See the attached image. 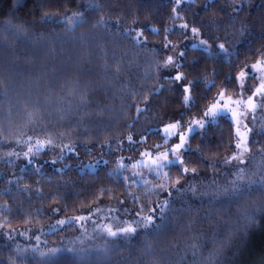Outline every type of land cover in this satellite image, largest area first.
<instances>
[{
    "label": "trees",
    "instance_id": "trees-1",
    "mask_svg": "<svg viewBox=\"0 0 264 264\" xmlns=\"http://www.w3.org/2000/svg\"><path fill=\"white\" fill-rule=\"evenodd\" d=\"M57 2L60 6H56ZM97 3L101 5L98 9L89 6ZM205 4L208 6L205 7ZM239 4H243L242 10L234 11ZM171 9L172 4L168 0H48L42 6L38 0H0V169L3 173L0 175V206L7 205V209L0 207L1 226L16 230L41 226L57 217L74 216L104 203L118 202L113 197H123L128 200L126 205L135 207L124 192L114 190L106 174L110 168L116 167L118 156L139 158L136 149L122 152L116 150L119 148L116 137L123 138L131 132L135 139H139L135 135L137 131L144 135L145 126H156V120L151 117L153 113L160 112L159 107H153L149 113H142L134 127L130 128L128 125L136 116V106H144V95H150L154 102H162L168 95L167 88L159 95H152L151 89L157 85L171 84L160 78L161 73L156 72L155 68L169 52L164 50L165 35L172 44H182L192 37L190 31L179 29L181 23L187 21L190 28L194 26V20L219 25L211 29L201 28V38L208 39L211 43L212 37L218 36L217 43L223 42L226 47L241 39L237 30L242 24L249 25L256 38L253 39L247 33L243 38L251 40L252 50H247L248 45H241V55L235 66L224 63L222 57L219 60H202L200 57L203 53L199 48L181 45L187 49V59L196 57L200 60L197 72L207 73L211 78L213 68L220 70L216 86L208 93V101H202V104L209 102L219 87H228L230 95L238 93L239 89L234 84L228 86L221 82L225 73L231 72L234 75L245 63H254L264 52V39L259 36L264 29V0L185 1V5L177 9L182 19H173ZM65 11L83 12L85 23L78 25L74 34L79 37L84 33L83 42L79 39L75 42L56 40L55 33L63 34V24H32L33 20L39 21L43 12L59 15ZM100 17L108 22L107 28L95 24ZM230 17H235V20ZM9 20L12 24L26 21L24 26L34 35L27 40L21 39L7 29L6 21ZM117 22L119 29L116 27ZM169 26L173 30L166 34L164 29ZM195 26L199 27V24ZM127 28L133 29L130 35L123 34ZM152 28L157 31L153 32ZM135 29H143L142 38L147 39L146 44L137 45L131 38L135 36ZM41 31L45 33V39L38 41L36 37ZM209 31L211 36L207 35ZM53 48L55 51L51 50ZM118 65L119 72L116 71ZM195 74L196 72L190 71L189 78ZM70 80H79L81 85H88L89 103L83 108L76 107L78 97L73 99L65 95L70 87ZM5 89L7 97L2 94ZM37 98L41 103L45 99L52 103L42 108L44 115L41 120L28 123L25 103ZM69 100L72 111L64 119H60L56 108H67ZM9 102L12 104L10 118L5 115ZM190 115L199 116L201 113L194 108ZM209 131L211 134L213 129ZM214 132L209 147L202 146L201 151L206 160L215 158L221 161L224 156L235 151V136L228 117L224 116L219 120V126ZM48 134L55 137L56 145L76 143L81 146L76 147L74 153H66L65 159L55 164L49 160L47 151L38 153L32 164L16 161L8 163V160H3L6 153L16 147L17 136L21 139L27 136L44 139ZM101 141L111 143L114 151L106 152L100 146ZM191 143L195 148L200 141L194 137ZM83 144L90 145L91 151H86ZM153 144H162L161 138L151 135L146 144L137 147L144 149ZM250 144L253 147L255 141ZM257 144L264 148V134L258 137ZM167 146L163 145L159 150L162 151ZM54 150L59 148H53L52 151ZM102 153L103 158L98 160L97 157ZM104 161H108L107 166ZM186 162L189 167L195 166L204 174L211 173L212 167L200 160L195 153ZM37 165L41 168L39 175L36 173ZM63 165L69 167L60 174L57 169ZM88 165L94 167L90 169ZM93 171L95 175H91ZM13 173L22 177L18 185L12 179ZM171 173L173 176L178 175L179 170L172 168ZM48 177H51V182ZM150 179L154 183L158 182L152 176ZM93 180L95 184L91 182ZM25 186L27 191H22ZM100 187L111 188L113 192H106L102 198H98L100 193L97 189ZM136 191L139 195L142 190ZM53 208H60V212L54 215L51 211ZM253 209L252 201L244 200L227 206L218 214L214 213L210 219H204L203 214L208 209L203 207L199 211H193L192 218L197 222L191 229L185 225L186 214L178 213L169 231L159 236L149 234L152 240L150 251L145 249L142 243L144 233H141L134 239L118 241V246L104 258L91 257L80 262L70 256H61L55 264H193L194 259L204 264L213 248V230L215 229L217 238L225 235L242 223L239 218L246 211ZM4 228H0V263L12 249ZM194 241L201 245L196 258L192 256L190 247ZM262 253L264 230L258 228L251 237L249 250L242 257L243 264H255L256 260L264 256Z\"/></svg>",
    "mask_w": 264,
    "mask_h": 264
},
{
    "label": "snow or ice",
    "instance_id": "snow-or-ice-1",
    "mask_svg": "<svg viewBox=\"0 0 264 264\" xmlns=\"http://www.w3.org/2000/svg\"><path fill=\"white\" fill-rule=\"evenodd\" d=\"M168 2L172 4V18L182 19L177 9L185 5V0H174V2L173 0H168ZM188 2L192 3L194 0H188ZM38 3L42 6L48 3V0H38ZM18 6L23 7V5ZM56 6H60L58 2ZM89 6L94 9L101 7L98 3ZM207 6L205 4V7ZM242 8L243 4H239L234 11L239 12ZM230 19L234 21L235 17H230ZM37 22L41 24H63V34L55 33L56 40L75 42L79 39L83 42L84 33H81L79 37L74 35L76 27L85 23L84 14L81 11H65L59 15L43 12L39 16V21L33 20L32 24L35 25ZM26 23L25 21L20 24H12L9 20L6 21V27L21 39L27 40L34 34L24 26ZM192 23L194 26L191 28L187 21L181 23L178 27L181 30L192 33V38L196 40V43H193L191 47L193 49L199 48L202 51L203 55L200 57L202 60H219L222 57L224 63L235 66L241 55V45H248L247 50H252L250 47L251 40L243 38L245 33L253 39L256 38V34L252 32L248 24H242L237 30V34L241 39L237 40L235 44L229 43L226 47L223 42L217 43L219 40L218 36H213L211 43L208 39L200 38L201 28L211 29L219 27V25H214L212 22L205 24L202 21L195 20ZM95 24L105 28L108 26V22L103 17L96 20ZM196 24H199V27L195 26ZM93 26L95 27V25ZM116 27L119 29V22H117ZM151 30L153 32L157 31L155 28ZM172 30L171 26L164 29L166 34ZM132 31V28H127L124 29L123 34L130 35ZM53 32H55L54 29ZM207 35L211 36V32L209 31ZM259 36L264 39V29L261 30ZM142 37L143 29H135V36L131 38L137 45L146 44L147 39ZM233 38L235 39V37ZM36 39L38 41L44 40L45 33L41 31ZM163 43L164 50L168 51L171 49V52L157 63L155 71L161 73L160 78L170 81L171 84L157 85L151 89V94L159 95L167 88L168 95L163 98L162 102H154L150 95H144V106H136V116L133 118V122L128 125L130 128L134 127L135 122L140 120L142 113H149L153 107H159L161 109L160 112L153 113L151 117L156 120V126H145L143 128L144 135H140L139 131H137L135 135H138L139 139H135L134 134L131 132L126 137H116V143L119 145L116 150L122 152L126 149H136L139 153V158L118 156L116 157V167L110 168L106 174L109 179H113L118 185L123 182L124 193L130 198L131 203L135 207L129 209L125 207L128 200L123 197H113L118 200L116 206L109 205L106 209L96 208L89 212L87 216L66 217L57 220L54 225H49V229H54L67 224H80L82 221H91L94 224L92 232L104 238V244L94 249L91 246L88 248L83 246L88 239H95L92 233L84 229L82 237L78 241H74L73 246L70 248L54 247L41 250L33 245L31 248L21 249L17 245L15 249L17 254L25 255L28 251L38 253L43 258V264H55L56 258L65 251L77 257L107 256L112 249L118 246V241L134 239L141 233H144L142 243L145 249L150 251L152 240L149 234L159 236L169 231L170 227L174 225L178 213L186 214L185 225L191 229L197 222L192 218L194 210L199 211L200 208L207 207L208 210L204 212L203 218L210 219L214 213L222 212L233 203L251 200L254 209L246 211L239 218L242 223L237 224L225 235L218 238L215 229L213 230V248L209 251L204 261V264H243L242 257L249 250L253 233L258 228L264 230V149L260 150L262 158L253 169L243 166L246 155L250 151L248 147L249 133L253 131L252 128H249L246 121L249 114H253L254 123L255 112L258 108H264V52L261 53L254 63L250 65L245 63L244 67L240 68L234 75L231 72L224 74L221 83L228 86L234 84L239 89V93L230 95L228 94V87H219L211 97V100L202 104V101H208V93L216 86L220 70L213 68L211 70V78H209L207 73L197 72L200 60L196 57H192L190 60L187 59V49L182 48L179 44H172L168 41L167 35H165ZM213 45H215V48H213ZM51 50L55 51L54 48ZM180 69L184 70L181 71ZM119 70L118 65L116 71L119 72ZM190 71L196 72L191 78H189ZM250 79H256L259 83L250 85L248 84ZM68 83L70 87L67 88L65 95L73 99L79 98V103L76 105L77 108L86 106L89 103L88 85H81L79 80H70ZM248 91L251 92L250 95L247 94ZM2 94L7 97V90L5 89ZM126 94L130 95L131 93ZM51 103L48 99L41 103L38 98L30 103H25V116L28 123H35L37 120H41L44 115L42 108L49 106ZM176 105H179V107ZM194 108L201 115H190ZM71 111V100L68 101L67 108L63 106L56 108L60 119H64ZM102 111L103 109L100 110L101 113ZM11 113L12 104L9 102V108L5 113L6 117L10 118ZM224 116L228 117L232 125L236 151L231 155L224 156L222 161H218L215 158L206 160L201 148L202 146L204 148L209 147L211 138L215 135L214 129L219 126V120ZM210 129H213L211 134ZM60 135L62 137L63 133ZM151 135L159 136L162 144H153L144 149L137 147L138 145L146 144L148 137ZM194 137H197L200 141L195 148H193L191 143ZM54 139L55 137L52 134H48L44 139H34L32 136L21 139L17 136V144L26 145L27 150L22 153L9 151L6 153L7 162L12 163V157L23 156L29 163H33L35 156L45 150L46 147L48 149L58 147L59 152L52 159V163L55 164L65 159L66 153H74L76 147L81 146L76 143L56 145ZM163 145L168 146L163 147L162 151L159 150ZM82 146L86 151H91L90 145L83 144ZM100 146L106 152L114 151L112 144L107 141H101ZM193 153L213 168V177L216 176L217 170L214 165L217 163L234 167L236 170L223 183H220L215 178L208 179L207 183L204 180L199 182L190 180L188 177L199 175V169L195 166L189 167L186 162ZM76 155L79 154L76 153ZM102 158L103 153L97 157L98 160ZM104 164L107 166L108 161H104ZM68 167L69 165H63L60 169H57V172L63 174ZM88 167L92 169L94 165H88ZM172 168L178 169L179 174L173 176L171 173ZM139 169H146L147 171L140 172L138 171ZM126 171H129L128 175H125ZM36 173L38 175L41 174L39 165L36 166ZM91 175H95V172L93 171ZM222 175L228 174L224 173ZM149 176L154 177L158 182L154 183L148 178ZM12 179L18 185L22 177L13 173ZM48 181L51 182V177H48ZM91 182L95 184V180ZM136 189L142 190L139 195ZM21 190L27 191V186ZM37 191L39 192V190ZM97 191L100 193L98 198H102L104 193H112L113 189L100 187ZM0 207L7 209V205ZM121 209L125 217L131 215L132 218L121 219ZM51 211L55 215L60 212V208H53ZM101 213L104 215H101ZM93 216H96L97 219L93 220ZM81 227L83 228L82 224ZM12 231L14 230L9 228L7 233ZM39 231L44 232L45 229H40ZM19 234L23 235L24 233L21 232ZM8 238L11 239L12 237L9 235ZM198 238L199 234H197ZM36 240L39 241V235ZM190 247L192 256L194 258L198 257L201 245L194 241ZM8 264H13V261L10 259ZM193 264H200V262L194 259ZM261 264H264V260H262Z\"/></svg>",
    "mask_w": 264,
    "mask_h": 264
},
{
    "label": "rangeland",
    "instance_id": "rangeland-1",
    "mask_svg": "<svg viewBox=\"0 0 264 264\" xmlns=\"http://www.w3.org/2000/svg\"><path fill=\"white\" fill-rule=\"evenodd\" d=\"M185 1H188V0H185ZM193 43H196V40L193 39L192 37H190V38H187L182 44H179V45H192ZM170 52H171V49H169L168 54H170ZM258 83H259V81L256 79H250L248 81V84H250V85H254V84H258ZM238 93H239V91H238ZM247 94L250 95L251 92L248 91ZM254 116H255L254 123H253V114H249L248 119L246 121L248 123L249 128L253 129V131L249 133V140H248V147H249L250 151L246 155L245 164L243 165L244 167H247L249 169H253L255 167V165L260 162V160L262 158L260 150L264 149L262 146L257 144L258 137L264 134V108H258L257 111L255 112ZM251 141H255V144L253 147L250 144ZM171 142H175V141H171ZM12 149H11L12 151L20 152V153L27 150L26 145L17 144V143H16V147H14ZM43 151L49 152V157H50L49 160H51V161H52L53 157L55 155H57L59 152V150L52 151V149H48L47 147ZM235 151H236V149H235ZM11 159H12V161H16L19 163L28 162L23 156L12 157ZM35 159H37L36 156L34 158V161H35ZM3 160L6 161V160H8V158L5 157ZM29 164H32V163H29ZM214 167L217 170L215 177H213V168H212L211 173L208 175L199 171V175L194 176V177L190 176V177H188V179L196 181V182L204 180V182L207 183L208 179L215 178L220 183H223L225 180L229 179L231 176V173L236 170L234 167L226 166L223 163H217L216 166H214ZM129 171H126L125 175H128ZM138 171L146 172L147 170L146 169H139ZM224 173H227L228 175H222ZM1 174H3V173L0 169V175ZM148 178L150 179V176ZM110 183L113 185V188L115 191L124 192V189L122 187L123 182H121V184L118 185L114 182L113 179H110ZM117 203L118 202L104 203V204H101L97 207L92 208L91 210H89L87 212H83L81 214L74 215V216L57 217V218H54L52 221H50L44 225L32 227V228H23V229L16 230V228H11V227H7L5 225H2V226L0 225V228H2V229H3V227H5L4 228L5 230H3V231H4V233H6L7 238L9 235L12 237L11 239H9V238L7 239V241L12 243V249L6 253L5 258L2 260V262L0 264H8L10 259L13 261V264H43V258H41L38 255V253H32L31 251H28L25 255H19L15 251L16 246L19 245V247L21 249L31 248L33 245L39 247L41 250H47L49 248H54V247L67 249V248H70L73 246L74 241H78V239L82 237L84 229H87V231L89 233H92V235L95 236V239H88L86 241V243L83 245L85 248H88L89 246H91L94 249L98 246L103 245L104 244V238H103V236L97 235L96 233L92 232V230L94 228V224L91 221H82L80 224H67L65 226H60V227H57L54 229H49V225H54L57 220H60V219L66 218V217H76V216H81V215L87 216L89 212H92L96 208H105L106 209L109 205L116 206ZM125 207H127L129 209L134 208L133 206H128V205H125ZM101 215H104V214L101 213ZM120 216H121V219H124V218L131 219L132 218L131 215L125 217L123 215L122 209H121ZM1 218H2V214L0 212V219ZM92 219L96 220L97 217L93 216ZM81 224L83 225V228L81 227ZM233 225H235V224H233ZM9 228L13 229L14 231H12L11 233H7V230ZM40 229H45V231L40 232L39 231ZM21 232L24 234L20 235L19 233H21ZM38 235H39V241L36 240V237ZM14 245H15V248H14ZM61 256H70V257L77 259L80 262H85L87 259H89L91 257H95L98 259L105 257V256H97V255H91V256H87V257H77V256L72 255L70 252L65 251L61 255H59L56 258V260ZM262 260H264V256L260 257L258 260H256L255 264H261Z\"/></svg>",
    "mask_w": 264,
    "mask_h": 264
}]
</instances>
